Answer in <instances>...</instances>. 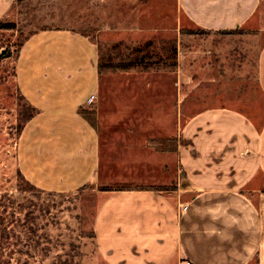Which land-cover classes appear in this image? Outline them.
Listing matches in <instances>:
<instances>
[{
	"label": "crops",
	"instance_id": "crops-1",
	"mask_svg": "<svg viewBox=\"0 0 264 264\" xmlns=\"http://www.w3.org/2000/svg\"><path fill=\"white\" fill-rule=\"evenodd\" d=\"M135 4L119 23L98 28L97 39L44 28L24 42L16 80L37 114L17 142L20 172L52 194L89 184L168 187L99 191L93 235L104 264H264V44L259 101L241 88V105L222 104L224 90L207 86L249 82L238 76L244 64L230 61L264 35V0ZM18 5L0 0V21L16 18ZM111 56L134 66L113 70ZM198 58L204 102L195 112L182 107L183 86ZM112 85L117 93L101 96ZM82 109L94 110L102 130ZM156 138H177V152L159 153L149 145Z\"/></svg>",
	"mask_w": 264,
	"mask_h": 264
},
{
	"label": "rangeland",
	"instance_id": "rangeland-1",
	"mask_svg": "<svg viewBox=\"0 0 264 264\" xmlns=\"http://www.w3.org/2000/svg\"><path fill=\"white\" fill-rule=\"evenodd\" d=\"M138 1L23 0L17 7L16 18L3 20L14 22L16 28L0 30V54H9L0 59V264H104L96 248L93 221L102 201L99 191L105 185L89 184L73 193L52 194L32 187L20 172L17 142L32 107L19 91L16 60L24 42L41 29L71 28L97 39L98 28L107 26L110 21L117 23L124 13L128 16L132 8L140 6L135 4ZM250 39L241 45L248 46L249 52L240 53L236 56L237 60L230 61L235 67L244 64V71L238 76L247 77L249 82L207 85L211 93L216 89L219 93L224 90L227 99H223L222 104L241 105L243 98H236L240 96L237 93L241 92V88L248 95L246 97L260 100L256 56L258 47L264 44V35L254 41ZM200 65L202 58H198L193 65L191 84L183 86L189 98L184 100L182 107L195 112L202 110L204 102ZM231 75L235 77V73ZM105 76L107 74H103L102 78ZM116 93L117 87L112 85L110 88L103 87L101 96ZM118 97V94L113 96L111 101L115 107L118 106ZM206 102L217 103L214 100ZM166 105V101H160V107ZM179 105L180 101H174L172 106L177 108ZM85 111L102 128L94 110Z\"/></svg>",
	"mask_w": 264,
	"mask_h": 264
},
{
	"label": "trees",
	"instance_id": "trees-1",
	"mask_svg": "<svg viewBox=\"0 0 264 264\" xmlns=\"http://www.w3.org/2000/svg\"><path fill=\"white\" fill-rule=\"evenodd\" d=\"M23 0H17L18 4H21ZM16 28V24L14 22H7V21H0V30H14ZM242 34L241 31H225L223 34L226 35H232V34ZM101 46V44L99 45ZM9 54H0V59L8 57ZM116 56H111L109 58V62H111V68L113 70H129L131 67L134 66V62H125V61H117L116 63H113V59ZM145 58V57H144ZM143 59V57H142ZM104 63L100 64V70L103 68ZM29 104V103H28ZM30 105V104H29ZM31 106V105H30ZM32 107V106H31ZM82 115H84L89 122L94 126L97 127V121L96 119H90L84 109L81 110ZM37 114V110L32 107V113L25 119V123L22 125V129L25 127L27 122H29L35 115ZM22 131V130H21ZM150 147L154 148L156 151H158L161 154L164 153H176L178 150V140L177 138H156L151 139L149 141ZM21 174V173H20ZM23 176V175H22ZM27 181V180H26ZM29 183V182H28ZM34 187L33 185H31ZM36 188V187H34ZM168 187L163 186H138L136 184H122V183H115L110 185H105V187L101 188L102 191H127V190H165ZM37 189V188H36Z\"/></svg>",
	"mask_w": 264,
	"mask_h": 264
}]
</instances>
